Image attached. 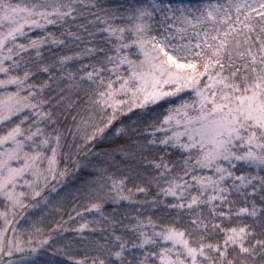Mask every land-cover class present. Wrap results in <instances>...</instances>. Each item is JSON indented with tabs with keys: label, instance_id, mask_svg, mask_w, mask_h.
Here are the masks:
<instances>
[{
	"label": "snow or ice",
	"instance_id": "1",
	"mask_svg": "<svg viewBox=\"0 0 264 264\" xmlns=\"http://www.w3.org/2000/svg\"><path fill=\"white\" fill-rule=\"evenodd\" d=\"M0 264H264V0H0Z\"/></svg>",
	"mask_w": 264,
	"mask_h": 264
}]
</instances>
